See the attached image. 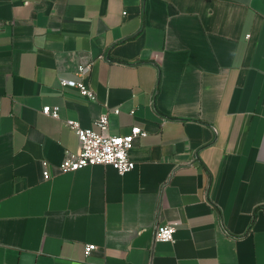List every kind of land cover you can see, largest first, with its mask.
I'll use <instances>...</instances> for the list:
<instances>
[{
    "label": "crops",
    "instance_id": "1",
    "mask_svg": "<svg viewBox=\"0 0 264 264\" xmlns=\"http://www.w3.org/2000/svg\"><path fill=\"white\" fill-rule=\"evenodd\" d=\"M105 112L135 168L60 171ZM0 264H264V0H0Z\"/></svg>",
    "mask_w": 264,
    "mask_h": 264
},
{
    "label": "built area",
    "instance_id": "2",
    "mask_svg": "<svg viewBox=\"0 0 264 264\" xmlns=\"http://www.w3.org/2000/svg\"><path fill=\"white\" fill-rule=\"evenodd\" d=\"M94 61L80 66L77 74L80 79L61 78L62 88L76 89L83 97L89 100H96L95 90L87 83L86 74L92 70ZM44 113L60 118L59 106H44ZM120 109L115 108L114 112L119 113ZM133 112V111H132ZM67 125L74 129L79 140V148L76 151H69L67 156L59 164L62 172L75 171L88 165L102 164L112 165L119 173L124 174L133 170L136 162L130 157V150L133 148L135 138L146 136L148 132L141 126H133L128 134H111L108 132L109 112L103 113L96 123L99 130L82 127L78 120L67 119ZM46 169L44 176L49 178L51 172L48 170V162L44 161ZM177 226L174 223L158 225L155 233L157 241L170 242L175 239ZM96 245L88 243L85 246L86 254H89Z\"/></svg>",
    "mask_w": 264,
    "mask_h": 264
}]
</instances>
